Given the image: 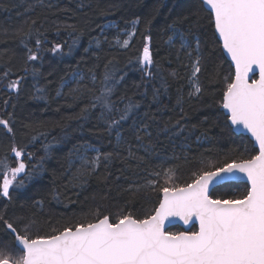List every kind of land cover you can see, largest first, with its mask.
I'll list each match as a JSON object with an SVG mask.
<instances>
[{"label": "trees", "instance_id": "16d2710c", "mask_svg": "<svg viewBox=\"0 0 264 264\" xmlns=\"http://www.w3.org/2000/svg\"><path fill=\"white\" fill-rule=\"evenodd\" d=\"M128 32V46L115 47ZM145 44L150 66L140 62ZM29 50L39 58L29 60ZM197 58L199 93L191 81ZM105 73L112 77L115 108L102 116L91 101ZM75 75L79 82L68 85ZM226 78H233L232 70L198 0H0V119L12 129L0 125V165L7 166H0V183L8 168L25 164L10 198L0 196V215L31 236L97 215L142 219L158 206L168 169L174 176L167 186L183 185L206 166L256 155L220 112ZM129 104L135 107L127 118L110 128ZM13 147L22 150L19 159ZM82 148L101 160L79 182L71 163ZM106 153L113 155L105 160ZM148 180L157 190L146 187ZM247 190L227 184L211 196L230 199ZM0 246L22 254L2 223Z\"/></svg>", "mask_w": 264, "mask_h": 264}, {"label": "snow or ice", "instance_id": "6c2138e0", "mask_svg": "<svg viewBox=\"0 0 264 264\" xmlns=\"http://www.w3.org/2000/svg\"><path fill=\"white\" fill-rule=\"evenodd\" d=\"M202 3L211 10L215 31L235 65L234 78H226L220 107L228 113L231 126L251 134L258 145V154L219 166H206L183 185L167 186L174 176L173 170L168 169L163 172L165 186L158 189L163 194L158 207L142 219L130 213L118 216L115 221L108 215H97L93 221L77 222L54 230L51 235L31 236L27 232L21 235L12 222L0 215V223L22 252L16 256L0 246V264H264V0H202ZM180 40L181 47H185L182 33ZM40 43L37 39L36 44ZM123 43L127 47L128 41ZM52 50L58 52L60 46L55 45ZM38 58L36 53L28 56L32 61ZM140 62L145 66L153 63L147 44ZM254 69H258L259 79L249 82V73L255 74ZM200 70L197 58L193 78ZM111 79L105 73L99 92L91 101V107L100 108L102 116L115 108L113 88L108 83ZM92 81L95 84V74ZM17 84L12 82L9 88L15 89ZM192 84L195 93H199L201 89L195 79ZM133 107L125 106L119 120H111L109 127L125 120ZM0 125L12 131L7 121L0 119ZM12 151L17 159L22 156V150L13 147ZM112 155L106 153L103 158L108 160ZM100 160V154L93 160L84 157L83 172L88 171L89 164L95 170ZM24 170L25 164L20 162L4 172L0 196L10 198V188ZM240 174L250 185L246 193L230 199L212 198L210 185ZM155 185V181L148 180L146 187L157 190ZM20 186L23 180L17 184ZM172 218L186 225L195 218L199 229L166 231L165 223H171Z\"/></svg>", "mask_w": 264, "mask_h": 264}, {"label": "water", "instance_id": "95a60500", "mask_svg": "<svg viewBox=\"0 0 264 264\" xmlns=\"http://www.w3.org/2000/svg\"><path fill=\"white\" fill-rule=\"evenodd\" d=\"M198 1L201 4L203 10L206 13H208L210 15L211 19H212V27H213V33H214L215 39H216L217 43L219 44L220 51H221V54H222L223 58L229 64V66H230V68L232 70V74H233V78H234L235 65L232 62L231 57L224 50V48H223V42L219 38V34L216 33V31H215V28H214V17L211 14V10L208 8V6H206V5H204L202 3V0H198ZM254 73L255 74L249 73V82H251L252 79H259L258 69H254ZM220 112L227 119L228 113L226 112V110H224L223 108L220 107ZM227 124H228L229 128L231 129V132H232L233 135L245 137V138H247L249 140V142L252 144L253 148L255 149L256 155H257L258 152H259V148H258V145L256 144L255 139L251 137V134L248 133L246 130H244L242 128L239 129V130H236L233 126H231L230 120H228V119H227ZM20 175L17 177V179L20 177ZM227 184H243V185H246L248 188L250 187V185L247 182L246 177H244L242 174H240L238 177H234V178H232V179H230V180H228L226 182H221L219 184L210 185V187H209V193H210V195H211L212 191L215 190L216 188L221 187V186H224V185H227ZM162 197H163V194L160 195V200L162 199ZM2 198H5V197H2ZM171 228H179L181 230V232L182 231L183 232H188L192 228H195L196 229L195 231H198V229H199V223H198V221L195 220V218H193V220L190 221L186 225V224H184V222L182 220H179L178 218H172L171 223H168V222L165 223V229H166V231H168ZM13 244H14V247L17 249V246H16L14 240H13ZM20 253H22V252H20Z\"/></svg>", "mask_w": 264, "mask_h": 264}, {"label": "rangeland", "instance_id": "374dc122", "mask_svg": "<svg viewBox=\"0 0 264 264\" xmlns=\"http://www.w3.org/2000/svg\"><path fill=\"white\" fill-rule=\"evenodd\" d=\"M132 27H134V26H132ZM108 29V28H107ZM125 36H124V38L122 39V40H116V41H114L113 42V45L115 46V47H118V48H121V49H124V48H126L125 46H124V41L125 40H127L128 41V43H129V41L131 40V38H132V33L131 32H128L127 34H124ZM128 46V45H127ZM81 78L78 76V75H75V76H73L69 81H68V85L69 84H74V83H77V82H79V80H80ZM194 78H193V76L191 77V81L193 80ZM67 84H66V86H67ZM192 88L194 89V87H193V84H192ZM195 90V89H194ZM97 155H96V152L95 151H93L92 149H87V148H82L79 152H76V155H75V157H74V159L72 160V163H71V166H74L75 167V169H74V174L72 175L73 176V179L74 180H77V181H81V179L83 178V175H84V173L85 172H83V169H82V164H83V158L84 157H87L89 160H93V159H95V157H96ZM88 171H92V166L89 164L88 166ZM96 168V167H95ZM78 170H80V171H78ZM77 177H78V179H77Z\"/></svg>", "mask_w": 264, "mask_h": 264}]
</instances>
